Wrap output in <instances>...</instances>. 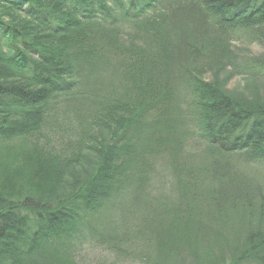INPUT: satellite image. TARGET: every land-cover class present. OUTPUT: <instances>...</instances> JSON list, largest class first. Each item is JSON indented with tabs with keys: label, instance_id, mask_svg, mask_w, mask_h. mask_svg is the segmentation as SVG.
<instances>
[{
	"label": "trees",
	"instance_id": "16d2710c",
	"mask_svg": "<svg viewBox=\"0 0 264 264\" xmlns=\"http://www.w3.org/2000/svg\"><path fill=\"white\" fill-rule=\"evenodd\" d=\"M16 138L0 264H78L87 245L264 264V0H0V139Z\"/></svg>",
	"mask_w": 264,
	"mask_h": 264
},
{
	"label": "rangeland",
	"instance_id": "374dc122",
	"mask_svg": "<svg viewBox=\"0 0 264 264\" xmlns=\"http://www.w3.org/2000/svg\"><path fill=\"white\" fill-rule=\"evenodd\" d=\"M237 48L241 47L243 51L248 52L249 54L251 52L258 53L259 49L256 46H245L242 44H236ZM242 82L239 79H235L231 81L229 87L230 89L240 88ZM242 88V87H241ZM24 143L22 139H12L10 141L2 140L0 139V157L3 156V149L2 146H5L6 148H13L16 149V153L20 152V147ZM205 147L201 144L198 145L197 149H194L195 152H199ZM12 167L16 168V165H12ZM163 192H167L163 191ZM118 210L113 209L111 210H105L101 215H99L98 220L95 222V227L99 229V235H105L108 234V227L111 225L115 226L119 224L120 219ZM131 231L129 229H119V236L114 240L115 243L124 246L125 244H131L132 238L129 237V234ZM108 238V237H106ZM98 239V238H97ZM100 245L105 246L106 242L103 240H100ZM98 248L95 249L92 246H85L83 249H81L78 252L77 261L78 264H139L138 262L131 263L129 260H126L124 257L115 258L111 255H109L105 250H102L100 246H97Z\"/></svg>",
	"mask_w": 264,
	"mask_h": 264
}]
</instances>
